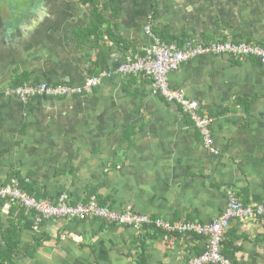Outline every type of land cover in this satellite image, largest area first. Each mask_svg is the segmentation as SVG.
I'll use <instances>...</instances> for the list:
<instances>
[{
	"label": "crops",
	"instance_id": "crops-1",
	"mask_svg": "<svg viewBox=\"0 0 264 264\" xmlns=\"http://www.w3.org/2000/svg\"><path fill=\"white\" fill-rule=\"evenodd\" d=\"M97 1L109 5L103 34L111 31L140 51L149 44L144 30L153 0ZM157 2L154 29L168 26L172 35L186 32L200 42L230 38L264 46V0ZM12 7L5 5L0 16V184L19 172L50 195L62 191L80 202L89 186L113 210L131 205L171 222H212L227 206L228 188L246 204L264 205V64L201 56L169 76L171 87L214 120L217 152L211 153L190 118L154 96L142 77L114 74L89 96L26 106L6 95L17 73L31 82L81 85L135 53L108 35L94 47L80 43L73 33L88 28L94 13L80 0H45L22 25L11 19ZM16 207H0L4 228L19 222ZM26 217L12 264H187L205 247L204 238L182 236L171 244L155 229L144 233L101 220L53 219L35 231L33 214L26 210ZM227 234L242 248L239 264H264V220L233 221ZM3 235L0 229V248Z\"/></svg>",
	"mask_w": 264,
	"mask_h": 264
},
{
	"label": "built area",
	"instance_id": "built-area-1",
	"mask_svg": "<svg viewBox=\"0 0 264 264\" xmlns=\"http://www.w3.org/2000/svg\"><path fill=\"white\" fill-rule=\"evenodd\" d=\"M151 16L145 27V35L149 44L141 49V54H130L114 72L103 71L99 76L87 78L81 85L65 83L50 84L48 82L24 83L10 88L6 95L15 96L23 105L34 99L42 98H74L89 96L101 85L103 78L114 74L123 77H142L151 81L152 93L168 103L177 105L182 113L190 118L194 128L200 135L203 147L211 153L214 138L212 132L213 119L202 114L201 105L192 99L184 90L171 87L169 76L180 70L183 64L201 56H226L237 60H256L264 64V46L247 41H234L220 38L211 43H203L189 39L180 44L168 43L153 31ZM30 180L26 178V182ZM21 181L13 178L9 183L0 184V199L18 205L33 214V229L39 231L49 220L86 221L101 220L110 225L133 228L136 231L155 229L165 233L170 242L178 236L193 235L204 238V251L192 258L187 264H233L223 253V242L227 231L236 220H264L263 204H246L232 188H228L227 206L212 222L203 224L197 221L184 220L171 222L162 217H154L140 213L134 206H127L123 211H116L107 205L100 204L97 196L87 202H72L73 199L62 193L56 201L39 200L22 189Z\"/></svg>",
	"mask_w": 264,
	"mask_h": 264
},
{
	"label": "trees",
	"instance_id": "trees-1",
	"mask_svg": "<svg viewBox=\"0 0 264 264\" xmlns=\"http://www.w3.org/2000/svg\"><path fill=\"white\" fill-rule=\"evenodd\" d=\"M80 1L83 5L94 6V13L92 14L91 25L86 29H83V28L76 29L73 33V35L78 38L80 43L94 47L96 45L97 39H100L101 36L103 37L104 35H108V38H110V40L112 42L123 45L125 49L133 48V50L135 52L134 54H141L140 53L141 51L137 50L135 48V46H133L129 42H126L125 39H123L122 37H118L116 35H113L111 31H105L104 33H106V34L102 33V31H101L102 26L104 24L108 23V19H106L103 16V11L106 10L109 7V5L103 4L100 6L99 2L97 0H80ZM115 9H116L115 10L116 12L119 11L117 8H115ZM152 9H153V12L151 15V20H152L151 23L153 25L154 19L157 17V12H158L157 0H153ZM115 14L116 15H113V16L118 17V13H115ZM153 31L162 40H164L168 43L177 42V43L182 44L189 39H193L186 32H184V34H182V35H172L170 28L168 26H165L164 29H157V28L154 29V27H153ZM217 39H219V38H216L215 40H217ZM224 39H227V38H224ZM215 40H213V41H215ZM234 41H243V40H234ZM247 42H250V41H247ZM203 43L208 44L211 42L205 41ZM29 78L30 77L28 74H24V73L18 74L17 73V75L15 76V81L13 83L12 88L21 86L24 83H39L36 81L31 82V80ZM42 99H48V98H42ZM239 102H241V100H239ZM245 103H246L245 104L246 107L248 108L250 106L249 99H247V100L245 99ZM24 106H26V105H24ZM201 113L204 114L203 111ZM68 172L63 170V173H68ZM26 177L28 178L29 176L26 175ZM26 177H23L22 174L19 172H12L7 176L4 183L5 184L9 183L13 178H18L21 181L22 189L25 190L26 192H28L31 196H34L39 200L49 199L52 201H56L58 199V196H60L63 193L62 191L61 192L58 191L57 195H55V196L50 195L47 191H45V189L37 188L32 180H30L29 182H26ZM86 188H87V196H86V199H84L82 202H87L92 196H97L100 204H102L104 206L107 205L106 201H102L100 196L97 195L96 188H91L89 186ZM72 202L77 203L80 201H74L73 200ZM243 202H244V199H243ZM245 202H247V201H245ZM6 203H7L6 201L0 199V207L4 206ZM15 210L18 212L19 222H13L9 228H4L2 219L0 217V229L4 230L3 239L5 242V246L0 248V258H1L2 264H4V263L12 264V259L15 257V253H17L19 251L18 247L20 244V237H21V231H22V229H21L22 225H21L20 221L27 220L26 209L19 207L17 205ZM27 222H28V220H27ZM33 223H34L33 220L31 222H29V224H31V225H33ZM144 230L147 232L149 231L148 233H150L152 231V230H149L147 228H144L143 230H140L138 232H142ZM145 231H144V233H145ZM156 231L161 232L159 230H156ZM161 233H163V232H161ZM163 234H165V233H163ZM178 237H182V236H178ZM191 238L193 240H196V239H199L201 237L193 235V236H191ZM40 245H41V240L40 239L36 240L35 245H34V249H37ZM223 246H224L223 253L228 258L231 259L233 264H239L236 260V254L239 253L242 250V248L234 246L233 242L228 239V234L225 235ZM202 252L197 253V255L201 254Z\"/></svg>",
	"mask_w": 264,
	"mask_h": 264
},
{
	"label": "rangeland",
	"instance_id": "rangeland-1",
	"mask_svg": "<svg viewBox=\"0 0 264 264\" xmlns=\"http://www.w3.org/2000/svg\"><path fill=\"white\" fill-rule=\"evenodd\" d=\"M44 0H0V16L5 15L6 10L4 9L5 5H13V9H11L12 20H16L17 22L20 20V24L26 23L28 20L32 19L31 11L32 7L39 8ZM75 2V0H72ZM25 5L28 8H25ZM82 97V96H81ZM115 226V225H114ZM133 229V228H132Z\"/></svg>",
	"mask_w": 264,
	"mask_h": 264
},
{
	"label": "flooded vegetation",
	"instance_id": "flooded-vegetation-1",
	"mask_svg": "<svg viewBox=\"0 0 264 264\" xmlns=\"http://www.w3.org/2000/svg\"><path fill=\"white\" fill-rule=\"evenodd\" d=\"M44 1H45V0H44ZM44 1H43V2H44ZM43 2H42V3H43Z\"/></svg>",
	"mask_w": 264,
	"mask_h": 264
}]
</instances>
